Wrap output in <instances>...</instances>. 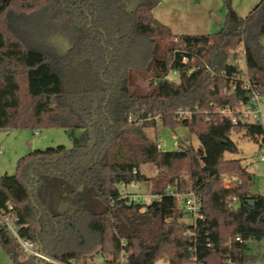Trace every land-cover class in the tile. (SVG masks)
Segmentation results:
<instances>
[{
    "label": "trees",
    "instance_id": "16d2710c",
    "mask_svg": "<svg viewBox=\"0 0 264 264\" xmlns=\"http://www.w3.org/2000/svg\"><path fill=\"white\" fill-rule=\"evenodd\" d=\"M159 3L0 0V130L83 129L89 141L19 158L13 175L0 176V214L60 264H264V196L250 192L239 161L223 158L238 151L232 133L264 149V124L222 114L239 118L253 92L264 96V0L245 17L223 0V27L199 36L173 35L152 15ZM139 76L150 77L146 92L135 88ZM155 117L198 146L158 151L143 130ZM222 173L238 181L227 186ZM141 182L159 197L144 211L120 192ZM169 191L195 192L203 219L184 222ZM0 247L11 264H36L4 226Z\"/></svg>",
    "mask_w": 264,
    "mask_h": 264
},
{
    "label": "rangeland",
    "instance_id": "374dc122",
    "mask_svg": "<svg viewBox=\"0 0 264 264\" xmlns=\"http://www.w3.org/2000/svg\"><path fill=\"white\" fill-rule=\"evenodd\" d=\"M221 1L223 2V0ZM260 1L261 0H231V4L234 11L240 17H245ZM262 44L264 47V39L262 40ZM235 62L239 68L242 70L245 69L240 50L236 53ZM167 78L173 83L179 82L177 73L170 72ZM149 80V76L136 77L135 88L138 92H146L148 90ZM154 122L155 124L153 127L143 129L144 133L147 138L153 142L161 140L164 143L165 151L177 149L182 141L195 148L198 146L196 136L189 134L188 131L178 130L176 134H173L161 125L158 117L154 119ZM230 139L235 144L238 151L237 153L225 152L223 158L225 160L239 161L241 167L251 177L250 192L264 196V160L260 161L261 157L264 159V153L259 149L261 139L258 138L256 141H252L243 137L242 133H232ZM88 143L86 131L83 129H45L35 134L27 129L0 130V176L13 175L17 160L34 150H45L58 146L70 150L76 146H86ZM139 172L149 179L156 176V168L150 164H141L139 166ZM220 178L221 182L224 184L238 181L236 173H222ZM223 178L226 181H224ZM126 190L134 192L130 187H127ZM136 192L146 198V200L151 199L150 184L148 182L138 183ZM184 222L190 223L187 219H185ZM0 264H11L9 257L1 247ZM88 264L99 263L95 260Z\"/></svg>",
    "mask_w": 264,
    "mask_h": 264
},
{
    "label": "built area",
    "instance_id": "2783aa9c",
    "mask_svg": "<svg viewBox=\"0 0 264 264\" xmlns=\"http://www.w3.org/2000/svg\"><path fill=\"white\" fill-rule=\"evenodd\" d=\"M182 61L185 62V58H183ZM222 114L230 118L233 124H237L238 122L237 120L240 119V120H243L249 123L263 125L264 124V96L258 95L253 92L250 96L249 103L245 107L240 109V111H238L239 118H236L235 113L229 109L222 111ZM186 115H187V112L185 111L179 110L177 112V116L179 118L186 117ZM155 144H156V149L158 151H164V143L161 140L156 141ZM261 151L262 153H264V149H262ZM263 160H264L263 157H261L260 161H263ZM223 180L226 181L224 178ZM231 184H234V183L229 182L228 184H225V185L229 186ZM127 187H130L131 189H133L134 192L127 191L126 190ZM120 189H121L120 191L121 198L125 200L126 204L127 205L141 204L142 206L141 211H144L148 206H150L152 201L159 200V197H154L151 195H150L151 199L146 200V198L142 197L140 194L136 192V189H137L136 183H132L126 186L120 185ZM169 194L175 195L172 191H169ZM175 197L178 200V208L180 210L181 217L183 220L187 219L188 221H190V223H195L196 221L203 219L201 199L199 196L195 194V192L191 191L187 194L175 195ZM0 226H4L10 232V234L12 235V237L17 242L20 249L26 256H32L41 263L44 262L48 264H60V263H57L49 259L42 253H40L39 248L34 243L21 239L18 236L17 232L15 231V228L13 226V218L11 215L0 214ZM154 264H169V263L165 260L159 259L155 261ZM192 264H199V263L193 262ZM224 264H236V263H234L230 259H227Z\"/></svg>",
    "mask_w": 264,
    "mask_h": 264
},
{
    "label": "crops",
    "instance_id": "0c3cea01",
    "mask_svg": "<svg viewBox=\"0 0 264 264\" xmlns=\"http://www.w3.org/2000/svg\"><path fill=\"white\" fill-rule=\"evenodd\" d=\"M152 15L173 35L199 36L218 32L226 10L221 0H160Z\"/></svg>",
    "mask_w": 264,
    "mask_h": 264
},
{
    "label": "water",
    "instance_id": "95a60500",
    "mask_svg": "<svg viewBox=\"0 0 264 264\" xmlns=\"http://www.w3.org/2000/svg\"><path fill=\"white\" fill-rule=\"evenodd\" d=\"M63 44H64V46L66 47V43H63ZM39 252L42 253V249H41V247H39ZM102 261H103L102 258H98V259H97V262H98L99 264H100ZM36 264H44V263H41V262H39L38 260H36Z\"/></svg>",
    "mask_w": 264,
    "mask_h": 264
}]
</instances>
